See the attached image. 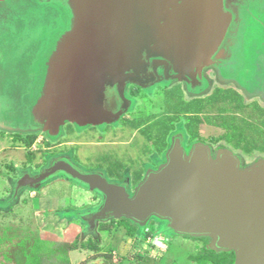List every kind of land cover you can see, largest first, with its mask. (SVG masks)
Returning <instances> with one entry per match:
<instances>
[{"label":"rangeland","instance_id":"1","mask_svg":"<svg viewBox=\"0 0 264 264\" xmlns=\"http://www.w3.org/2000/svg\"><path fill=\"white\" fill-rule=\"evenodd\" d=\"M237 10L239 23L233 47L236 59L227 65L206 66L201 89L191 88L180 78L164 80V67L158 66V82L149 87L141 86L132 94L129 120L134 129L123 136L121 119L78 124L75 119L67 118L58 128L53 126L54 122L46 128L36 120L35 109H42L51 99L54 85L59 84L61 72L57 71L54 58L59 43L72 30L74 16L78 14L75 1L0 0V177L22 174L23 165L25 171L29 170L36 177L40 171L34 167V158L39 161L41 151L49 163L67 156L86 169L102 167L109 172L108 176L116 173L126 181L130 195L134 196L140 181L150 171H158L167 163V154L176 136L184 138L187 152L198 144L207 145L214 159L222 151H231L241 160L242 169L264 160V109L261 113L257 105H264V98L248 97L243 90L264 94V0H241ZM129 85L136 84L127 81L126 86ZM125 93L130 94V90ZM201 98L204 100L194 102ZM224 98L228 100L223 101ZM106 124L110 126V137L103 136ZM95 128L98 131H93ZM143 132L145 138L150 136L156 140L145 141L141 137ZM162 134L168 139L166 144ZM132 143L134 146L130 148L143 149L142 152L128 151L134 162L128 161L129 155L126 157L121 149ZM251 148H256V152L251 153ZM27 153H30V165L26 162ZM1 180L2 208L8 201L2 197ZM29 190V199L41 195L53 198L44 203L47 209L41 220L46 219L45 228L57 232L63 229L67 240L73 241L79 236L81 244L90 240L99 242L104 256L115 251L117 260H123L124 264H193L190 259L200 255L202 250L214 251L212 238L169 232L168 222L164 221L165 227L163 220L156 217L139 229L141 239L129 236L119 226L110 233H92L82 217L101 205V197L62 176ZM29 214L30 222L41 226L33 209ZM120 220L112 218L104 222L115 224ZM38 233L37 230L25 238L20 234L21 247L30 243L32 251L35 244L42 241ZM114 244L120 249L112 250L110 245ZM79 253L80 260L98 256L93 251ZM30 256L31 252L27 254L26 264ZM89 264L109 262L100 258Z\"/></svg>","mask_w":264,"mask_h":264},{"label":"water","instance_id":"2","mask_svg":"<svg viewBox=\"0 0 264 264\" xmlns=\"http://www.w3.org/2000/svg\"><path fill=\"white\" fill-rule=\"evenodd\" d=\"M74 1L78 14L54 58L59 84L35 109L46 128L53 122L58 128L67 118L78 124L117 121L129 106L126 82L149 87L159 80L158 66L164 80L180 78L201 89L206 66L236 59L241 0ZM61 173L104 195L101 209L86 219L92 227L112 218L145 227L156 217L175 233L212 238L214 251L235 254L234 264H264V160L242 169L231 151L214 159L207 145L198 144L187 152L179 136L167 163L150 171L134 196L126 185L65 159L30 182Z\"/></svg>","mask_w":264,"mask_h":264},{"label":"crops","instance_id":"3","mask_svg":"<svg viewBox=\"0 0 264 264\" xmlns=\"http://www.w3.org/2000/svg\"><path fill=\"white\" fill-rule=\"evenodd\" d=\"M257 105H258V109H261V110L264 109V105H262L261 103H258ZM235 151L244 153L239 150H235ZM27 154H28L27 156L29 157L26 156L27 157L26 162H28L29 164L31 157H30V153H27ZM40 154H41V157H40L41 159H39V161L38 159L35 160V165H34L35 169L40 171L36 177H33L31 173L29 172V170L25 171L27 169H24V165L21 166L22 174L20 175H16V174L7 175L6 174V176L2 175L0 177V179H3V181L1 180L2 184H4L3 188L1 189L2 194H3L2 197H5V199L8 201L7 204H4L5 206L2 205V208L0 207V264H26L27 254H30L31 251L29 249L32 246L30 243H27L24 247H21L22 241L20 240V234H23L22 236L25 238V236L34 234L38 230V232L40 233V239L42 241L63 242V243H74L79 237L77 236L73 241L70 238L67 240L66 236H64L63 234L64 232L63 229H60V231L57 232L53 229L45 228L46 219H44L43 221L41 220L44 209H47V207L44 206V203L45 201H48L53 198H50L44 195H41V197H32L30 199L28 197V190L30 188L39 187L41 185L46 184V182L50 180L49 179L45 181L44 183H41L38 185H34L30 182V179L38 178L44 171H46L44 170L46 169L45 156L44 154L42 156V152ZM4 202L6 203V201ZM27 209H30V210H27ZM32 209L34 211V216L39 217L41 226H38V225L35 226L34 223L30 222L31 218L29 216L30 215L29 213ZM26 216L27 218H25ZM84 221L86 222V220ZM99 221L100 220L96 221L94 227L91 226L92 233H95V232L106 233L100 230V226H98ZM70 232H72L71 229H70ZM107 233H110V232H107ZM95 243L99 245V248L101 249L103 248V246L99 244V242H95ZM110 246L112 250L120 249L119 246L116 244H114L113 247L112 245ZM80 251L87 252L85 250L80 249V250L73 251L70 253L72 264H77L79 263V261L82 262L87 259V258L84 260L79 259ZM113 253H115V251H113Z\"/></svg>","mask_w":264,"mask_h":264},{"label":"trees","instance_id":"4","mask_svg":"<svg viewBox=\"0 0 264 264\" xmlns=\"http://www.w3.org/2000/svg\"><path fill=\"white\" fill-rule=\"evenodd\" d=\"M212 97H214V95L210 98ZM203 100L204 99H197L194 100V102H201ZM227 100L228 99L225 100L224 98L223 101ZM259 111L262 113V110ZM254 151H256V148H251V153ZM34 159L37 160L36 156ZM115 226H119L127 230L129 236H134L137 229V227L133 225V223H131L129 220L121 219L115 224L113 222L109 224H102L100 226V230L104 232H111ZM80 249L85 251H94L96 253L100 251L98 244L93 242L81 244V239L79 237L77 238L75 243L40 241L39 244L36 243L33 247L31 256L28 259V264H72L70 253ZM98 257H100V255L93 257V259H97ZM106 257L110 260L111 264H116L111 253L107 254ZM192 260L197 264H234L236 259L233 253L217 254L212 251H206L204 254H201L197 257H192ZM82 264H87V262H84Z\"/></svg>","mask_w":264,"mask_h":264},{"label":"flooded vegetation","instance_id":"5","mask_svg":"<svg viewBox=\"0 0 264 264\" xmlns=\"http://www.w3.org/2000/svg\"><path fill=\"white\" fill-rule=\"evenodd\" d=\"M252 1V0H251ZM252 5V4H251ZM252 8V7H251ZM163 71V70H162ZM162 73V72H161ZM241 86V85H240ZM139 87H141V86H139V85H129V86H126L125 85V92H126V90L128 89V90H130V94H126L125 93V98L129 101V106H128V108H127V110L125 111V113L121 116V131H122V133H123V136L124 135H126L125 133L128 131V132H130V129H134L133 128V126L131 127V125L133 124V123H130V120H129V109H130V107H131V105H132V100H131V98H132V94L133 93H135L136 92V89L139 91ZM242 89H243V87H242ZM134 90V91H133ZM244 90V93H246L247 94V96L248 97H251V96H260L261 98H264V94H260V93H258V92H256V93H254V92H249L247 89H243ZM133 91V92H132ZM238 95H240V94H238ZM202 99V98H201ZM264 100V99H263ZM138 121V120H137ZM107 125H108V127H107ZM78 127V126H77ZM110 126H109V124H106V127H104V129H103V131L105 130V133L103 134V136H105L106 137V134H107V136H111V132H109V128ZM91 129H93V127L91 128ZM98 131L97 130V128H95L93 131ZM84 131V130H83ZM92 131V130H91ZM76 132H77V128H76ZM99 134V133H98ZM113 134V133H112ZM142 135H141V137L142 138H145L144 136H146V133L145 132H143V133H141ZM162 136L165 138V135L164 134H162ZM162 137V138H163ZM177 137H179V136H176V137H174L173 139H172V142H171V145H173V143H174V141H175V139L177 138ZM182 137V136H181ZM164 138H163V140H164ZM183 138V137H182ZM136 139L137 138H135V142H136ZM167 138H165V142H164V144H166L167 143V140H166ZM146 140H152V138H150V136H149V138H145V141ZM156 139H154L153 138V140L152 141H155ZM159 140V139H158ZM160 141V140H159ZM162 141V140H161ZM163 142V141H162ZM125 145H127V144H125ZM183 145H184V138H183ZM134 146V143H132L130 146H124L123 148H121L122 149V151L124 152V154H125V156L127 157L128 155H129V152L128 151H133V150H135V152H137V151H143V149H142V147L140 148V146L136 149H132V148H130V147H133ZM184 148H185V146H184ZM138 149H141V150H138ZM186 149V148H185ZM187 151V150H186ZM134 152V151H133ZM132 156L133 155H129V158H128V161H130V162H134V160L132 159ZM46 159V158H45ZM59 159H65V160H67V161H69L71 164H73L75 167H77V168H79L80 170H82L83 172H85V173H100V174H103L104 175V177H105V179L109 182V183H113V184H119V185H126L127 187H128V184L126 183V181H123V179H120V177H117V174L115 173V174H113V175H111L112 173H110V175L108 176L107 175V173L109 174V172H107L104 168H95V167H92L91 169L89 168V169H86L83 165H81V163H77V162H73V160H71L69 157H58V158H56V159H54L52 162H45L47 165H46V169H44V170H48V169H50V168H52L53 166H54V164H55V162L57 161V160H59ZM56 176H62V177H64V178H66V179H68V180H71V181H73V182H75V183H77V184H79V185H81V186H84V187H86V188H88V189H90V190H93V192H95V194L99 197H101V199H102V203H101V205L99 206V207H97L96 209H94V210H91L90 212H88V213H86V214H84V216L82 217L83 218V220H86L87 219V217L88 216H90V215H93V214H95V213H97L100 209H101V207L103 206V204H104V202H105V197H104V195L101 193V192H99L98 190H94V189H92L91 187H89L88 185H86V184H84V183H82V182H80V181H78V180H76V179H73V178H71V177H69V176H67L66 174H64V173H61V174H58V175H56ZM56 176H54V177H56ZM53 177V178H54ZM53 178H51V179H53ZM50 179V180H51ZM140 182H142V181H140ZM128 191H130L129 190V187H128ZM130 193V192H129ZM104 221H106V220H100L99 222H98V226H101L102 225V223L103 224H107V223H105ZM131 223H133L132 221H130ZM163 224H165V227L167 226V224H166V222H164V221H161ZM86 223L88 224V226H90L91 227V224L89 223V221H87L86 220ZM109 224V223H108ZM133 225H135L136 227H137V229H136V233H135V235L133 236L134 238L136 237V236H138V238H142V234H140V232H139V229L141 230V229H143V227H140V226H138V225H136L135 223H133ZM91 230H92V228H91ZM166 230H167V228H166ZM126 232H127V230H126ZM169 232H171V231H169ZM168 232V233H169ZM128 234V233H127ZM171 234V233H170ZM76 242V241H75ZM74 242V243H75ZM89 242H93V243H95L93 240H90ZM163 244H164V242H163ZM99 246V245H98ZM110 248H111V246H110ZM203 251V250H202ZM201 251V254H204L205 252H202ZM94 252V251H93ZM212 252H215V251H212ZM96 253V252H95ZM215 253H217V252H215ZM221 253H224V252H221ZM111 254H112V256H113V258H114V262L116 263V264H124L122 261H119V260H117V258L115 257L116 255L113 253V252H111ZM200 254V255H201ZM217 254H220V253H217ZM234 254V253H233ZM97 255H100L101 256V258H104L107 262H109V264H111V262H110V260L106 257V256H104L105 254H103V252H101V248H100V251L99 252H97ZM235 255V254H234ZM199 256V255H198ZM124 257H126V256H124ZM124 257H122V258H124ZM195 257H197V256H195ZM191 258V257H190ZM189 258V259H190ZM71 259V258H70ZM99 258H97V259H91L90 260V258L89 259H86L85 261H82L81 263H79V264H82V263H84V262H87V264H89L90 262H93V261H95V260H98ZM235 259H236V257H235ZM191 260V263H193V264H197L195 261H193L192 260V258L190 259ZM236 261V260H235ZM126 262V261H125ZM128 264H130V262L128 263ZM132 264V263H131Z\"/></svg>","mask_w":264,"mask_h":264}]
</instances>
